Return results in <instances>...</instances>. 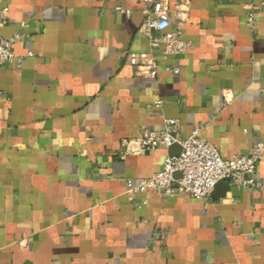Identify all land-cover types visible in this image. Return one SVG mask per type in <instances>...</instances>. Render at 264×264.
<instances>
[{"label": "crops", "instance_id": "obj_1", "mask_svg": "<svg viewBox=\"0 0 264 264\" xmlns=\"http://www.w3.org/2000/svg\"><path fill=\"white\" fill-rule=\"evenodd\" d=\"M167 2L191 47L151 78L126 55L150 51L143 0H0V37H18L20 60L0 65V264H264V192L127 186L169 149L120 157L121 142L165 119L182 139L200 127L224 159L264 141V0Z\"/></svg>", "mask_w": 264, "mask_h": 264}, {"label": "built area", "instance_id": "obj_2", "mask_svg": "<svg viewBox=\"0 0 264 264\" xmlns=\"http://www.w3.org/2000/svg\"><path fill=\"white\" fill-rule=\"evenodd\" d=\"M143 12L145 19L141 30L148 39L150 51L128 52L126 55L138 75L155 78L161 61L185 53L191 43L180 37L185 19L179 6L170 11L167 0H143ZM172 19L176 22V29L170 31ZM254 20V9H250L246 21L252 24ZM17 38L0 37V65L20 64L13 52ZM166 70L173 74L179 73L178 67H167ZM232 99L231 93H223L221 107L228 106ZM161 105L162 101L156 100L148 108H160ZM199 132L200 127H197L188 137L182 139L179 122L165 119L160 132L143 130L136 138L124 139L118 153L120 157L145 154L160 147L169 149L175 145L180 148L178 154L166 155L161 169L150 177L139 179L135 184L128 180L127 186L132 194L144 195L148 191H154L164 197L184 194L193 199L205 200L212 196L221 182L229 188L264 192V185L257 176V169L264 155V141L257 139L249 154L224 159L216 147L199 137ZM133 199L132 196L129 197L130 201ZM145 203L146 199H142L136 205Z\"/></svg>", "mask_w": 264, "mask_h": 264}, {"label": "water", "instance_id": "obj_3", "mask_svg": "<svg viewBox=\"0 0 264 264\" xmlns=\"http://www.w3.org/2000/svg\"><path fill=\"white\" fill-rule=\"evenodd\" d=\"M180 152V148L177 147V146H172L169 148V155H176ZM216 189H217V194L218 196H221L224 194V192L227 190V185L223 182L219 183L217 186H216ZM220 192V193H219Z\"/></svg>", "mask_w": 264, "mask_h": 264}]
</instances>
